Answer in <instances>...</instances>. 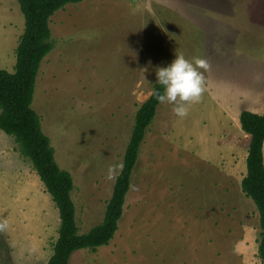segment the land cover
Here are the masks:
<instances>
[{"label":"rangeland","instance_id":"rangeland-1","mask_svg":"<svg viewBox=\"0 0 264 264\" xmlns=\"http://www.w3.org/2000/svg\"><path fill=\"white\" fill-rule=\"evenodd\" d=\"M111 1L115 7H129L118 14V21L127 18L129 34L135 28L142 33L133 53V72L143 74L142 84L129 107L119 101L109 107V96L98 106L83 103L67 91V83L62 91L58 80L45 85L47 75L52 80L57 74L50 73L49 62L58 64L62 47L74 44L62 36L59 13L53 15L58 28L53 27L51 37L56 53L41 61L32 101L55 161L72 175L79 233L103 220L136 112L153 91L156 68L175 57L177 46L171 43L177 29L171 28V18L179 23L180 36L185 26L194 27V39L186 44L180 37L178 51L186 58H205L209 67L204 91L185 116L178 117L167 102L157 107L114 238L95 251H74L69 263L264 264L258 255L259 211L242 191L251 135L242 130L239 119L244 110L262 108L259 113H264V25L245 21L237 29L214 20L209 6L214 1L218 8L220 0ZM239 2L243 15H264V0ZM160 24L165 25L162 43L154 33ZM24 29L19 2L0 0V69L15 71ZM91 45L93 57L103 53L102 46ZM83 63L93 71L82 58L69 61L63 71L77 75ZM59 228V210L32 161L21 153L14 136L0 129V264H48Z\"/></svg>","mask_w":264,"mask_h":264},{"label":"trees","instance_id":"trees-1","mask_svg":"<svg viewBox=\"0 0 264 264\" xmlns=\"http://www.w3.org/2000/svg\"><path fill=\"white\" fill-rule=\"evenodd\" d=\"M25 17V29L17 46L15 71L0 69V129L14 136L20 151L28 157L60 216L59 236L48 264H70L71 254L79 249L96 250L114 238L123 215L131 177L138 161L141 144L153 123L158 102L153 95L160 90L158 83L146 101L138 108L131 135L107 202L103 220L85 233H79L76 207L71 197L72 175L59 167L49 137L42 131L40 116L32 107L36 78L42 59L53 49L51 17L66 4L82 0H17ZM243 131L251 135L247 155V170L242 179V191L256 204L259 211L260 240L258 255L264 262V114L244 110L240 114Z\"/></svg>","mask_w":264,"mask_h":264},{"label":"crops","instance_id":"crops-1","mask_svg":"<svg viewBox=\"0 0 264 264\" xmlns=\"http://www.w3.org/2000/svg\"><path fill=\"white\" fill-rule=\"evenodd\" d=\"M99 1L100 0H85L82 3L72 2L55 13V16L59 13L57 17L60 18V29L63 30V38L69 41V44L70 42L74 44L68 46L64 45L62 47L60 50L63 52L62 59L59 60L56 57V60L59 61L58 64L56 61L49 62L51 63L50 67L53 68L50 73L57 74L53 76L52 80H50L47 75L45 85H49L50 82L54 84L56 83L55 80H58L56 84L62 87V91L63 82L64 84L67 83L69 85L67 91L74 92L77 95V99L83 103L88 102L89 104L98 106L106 96H109L108 101H105L109 107L113 105L117 106L116 103L119 101L122 107L126 105L128 108L133 96L138 91L140 84H142L143 74H135L133 72V60L136 56L133 55V53H137L138 51V40L142 33L140 28L139 30L135 28L133 34H129L127 31L126 17H124V19L121 17L120 21H118V14L122 13V9L126 10L129 9V7H126V5H117L119 7H115L111 0H103L102 4ZM87 2L92 4L87 5L89 4ZM239 5V0H220L218 8H216V3L213 1L209 6V13L212 14L211 17L214 20L218 19L220 23H223L227 27L239 29V25L243 24L245 21H257L264 25V15L257 18L248 15L245 16L241 13ZM73 10L77 12L74 13ZM216 13H218V17ZM55 16L52 17V23L50 22L52 36L54 34L53 27L58 28V26H54L53 24L54 20H57L54 18ZM80 19L82 20L80 27H75L72 30V26L77 24ZM161 19L163 20L164 17L162 16ZM171 20L172 21H169L171 23V28L173 30L175 28L177 29V32H173L171 44L176 45L178 51L180 37L185 40L186 44H190L191 38L194 39L190 34L191 32L194 34V27L193 25L192 27L182 25L185 26L186 29L184 30L186 31L180 36L178 28L179 23L177 21L175 22L172 18ZM145 21L147 22L146 18ZM160 26L161 29H155L154 33H156V38L161 39L162 43L163 27H165V25L162 27L160 24ZM70 30L73 32H70ZM148 30L149 29L144 30L147 36ZM113 38H115V40H111ZM186 39H188V41H186ZM116 41H118V43L114 45ZM92 43L98 44L99 47L102 46L103 53L101 55L96 52L98 56L93 57L95 50L91 49ZM146 43H148V40ZM161 45L163 48V44ZM75 51L80 52L79 55H77ZM161 51L163 52L164 49ZM55 53L56 48H53L47 55L54 56ZM78 58H82V62L89 60L93 71L85 67L84 63L79 65L80 70L77 75H73V73H69L68 71H63L64 68L67 69L70 66L69 61ZM106 92H108L109 95H107ZM77 103L78 101L76 105ZM260 110H262V108H254L250 111L264 114L259 113Z\"/></svg>","mask_w":264,"mask_h":264},{"label":"clouds","instance_id":"clouds-1","mask_svg":"<svg viewBox=\"0 0 264 264\" xmlns=\"http://www.w3.org/2000/svg\"><path fill=\"white\" fill-rule=\"evenodd\" d=\"M208 67L205 58H186L184 54L176 50L175 57L170 63L156 68V83L161 86V89L154 90L153 95L158 102H167L172 105V111L178 117L185 116L188 106L198 101L204 91V73Z\"/></svg>","mask_w":264,"mask_h":264}]
</instances>
